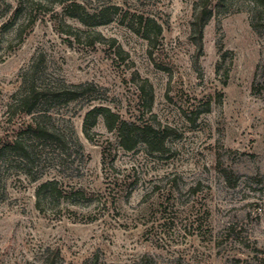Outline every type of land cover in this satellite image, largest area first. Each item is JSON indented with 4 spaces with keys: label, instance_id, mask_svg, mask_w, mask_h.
Returning <instances> with one entry per match:
<instances>
[{
    "label": "rangeland",
    "instance_id": "374dc122",
    "mask_svg": "<svg viewBox=\"0 0 264 264\" xmlns=\"http://www.w3.org/2000/svg\"><path fill=\"white\" fill-rule=\"evenodd\" d=\"M75 1L109 21L56 4L31 30L0 0V264H264V0ZM31 78L79 94L27 114ZM94 108L166 129L165 151L124 149L102 116L87 137Z\"/></svg>",
    "mask_w": 264,
    "mask_h": 264
},
{
    "label": "trees",
    "instance_id": "16d2710c",
    "mask_svg": "<svg viewBox=\"0 0 264 264\" xmlns=\"http://www.w3.org/2000/svg\"><path fill=\"white\" fill-rule=\"evenodd\" d=\"M56 4L65 5L66 11H69L70 13L69 16L85 26L91 24V21H95L96 25L107 24L109 21V19H107L109 16L107 11H109V9L103 10L99 14H90L83 6L76 3L75 0H18V8L15 11L14 19L16 20L18 16L24 13H29L28 19L26 20V26L32 30L38 20L33 14L41 8ZM210 4V1H206V3H204L201 7H198L192 22L194 38L199 50L203 47L204 28L211 14ZM141 22H143V18H141ZM150 23H153L152 28L156 29L155 33L160 34L161 29L154 24L155 22L147 19V26H150ZM23 26L24 24L19 25L20 35L23 33ZM68 35H72V33L68 32ZM145 37H147V35H145ZM25 87L26 89L24 92L18 94L17 102L25 108L24 111L27 114H31L41 105L54 102H69L74 100L79 94L78 92L72 91L66 87H55L43 90L39 88L34 78H31L29 82H25ZM101 116L104 117L108 130L117 131L124 149L130 151L133 150L139 143H143L151 151H165V139L167 136L166 129L162 130L151 125L139 126L134 122L122 120L119 115L113 113L107 108H94L87 114L84 123V130L87 137H89L88 131L96 126L97 120ZM26 132L37 138L48 139L53 137V133L50 129L46 125H41V123L29 124ZM21 144V141H16L13 144V147L15 146L14 148H20ZM1 152L2 151L0 150V154ZM40 190H44L46 194H52V196H55L60 192L57 182L54 181L44 183ZM47 196L48 195L45 197L47 198ZM58 255L59 252L47 259L44 264H56L55 258Z\"/></svg>",
    "mask_w": 264,
    "mask_h": 264
}]
</instances>
